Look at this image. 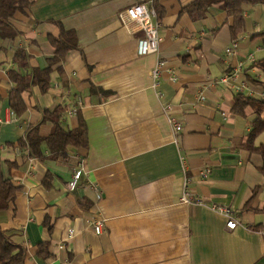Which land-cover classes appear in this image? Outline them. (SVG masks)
Listing matches in <instances>:
<instances>
[{
	"label": "crops",
	"instance_id": "1",
	"mask_svg": "<svg viewBox=\"0 0 264 264\" xmlns=\"http://www.w3.org/2000/svg\"><path fill=\"white\" fill-rule=\"evenodd\" d=\"M28 1L11 20L17 36L0 37L1 171L18 188L0 212V229L25 249L24 264H264L263 161L245 149L255 114L231 112L237 94L264 99V75L248 59L264 58V36L254 38L264 33V6H243L244 31L227 54L235 43L232 17L220 6L194 19L184 8L196 0H157L164 10L159 51L140 56L143 32L124 12L152 1ZM57 24L76 34L78 47L65 55L61 74L52 69L46 92L34 85L23 92L26 111L13 117L8 72L46 68L54 54L48 36H58ZM18 50L29 57L25 70L14 61ZM158 60L164 62L160 96L151 80ZM225 76L232 79L221 81ZM56 109L66 131L85 123L87 147H68L52 159L43 146L42 160L29 157L18 141L37 125L47 137L52 124L43 115ZM263 141L264 134L255 145ZM79 162L83 176L67 192ZM186 179L194 198L232 209L234 230L207 208L181 202ZM92 218L103 223L100 235ZM43 243L49 256L39 258Z\"/></svg>",
	"mask_w": 264,
	"mask_h": 264
},
{
	"label": "trees",
	"instance_id": "2",
	"mask_svg": "<svg viewBox=\"0 0 264 264\" xmlns=\"http://www.w3.org/2000/svg\"><path fill=\"white\" fill-rule=\"evenodd\" d=\"M152 1L151 7L156 12L157 19L162 20L164 10L158 4L157 0ZM30 5L28 0H0V37L11 39L17 36V32L11 25V20L18 12H23ZM214 5L220 6L229 16L232 17V24L229 27L230 38L236 42L239 35L244 31L243 6L261 5L264 6V0H196L184 8V11L194 19L202 18L206 11ZM59 33L57 37L48 36V42L54 50L53 57L48 61V66L44 69H33L29 74L18 70H10L8 78L14 85L8 96L9 109L20 118L26 111L22 94L29 86H37L41 92H46L50 86V75L52 69L61 74V62L65 55L78 47L76 34L73 31L65 30L60 24H57ZM264 33L255 35L254 38L263 37ZM28 55L23 50H18L14 54V61L25 70L28 68ZM258 69L264 75V58L256 60L251 65ZM263 85V84H262ZM251 108L254 111L255 119L252 122L251 131L245 142V149L250 153L261 156L263 165L260 172L264 174V141L255 145L256 139L264 134V99H255L243 94H237L233 98L231 112L235 115L243 116L244 110ZM61 110L56 109L53 113L44 112L43 123L50 122L52 129L49 135L42 138L39 135V125L31 126L26 131L25 137L20 139L17 145L24 149L28 156L38 160L43 159V146L47 149L52 159L64 157L68 147L86 148L88 145L87 128L80 119L77 128L74 130H64L59 117ZM18 188L7 178L3 177L0 160V212L5 211L14 202ZM48 245L46 243L38 246V257H48ZM25 249L15 244L9 236L0 229V264H24Z\"/></svg>",
	"mask_w": 264,
	"mask_h": 264
},
{
	"label": "built area",
	"instance_id": "3",
	"mask_svg": "<svg viewBox=\"0 0 264 264\" xmlns=\"http://www.w3.org/2000/svg\"><path fill=\"white\" fill-rule=\"evenodd\" d=\"M126 18L135 23L139 29L143 32V39L138 42V54L140 56H147L157 54L159 51V28L160 21L157 19L156 12L153 10L151 5H146L144 3H138L133 6L128 7L124 12ZM236 48V42L233 43L232 48L226 50L227 54H231L232 50ZM248 59L251 62L253 61V56L249 55ZM164 66V62L158 60L155 63V66L151 70V80H152V88L157 92V96H160L159 87H160V78L162 74V67ZM236 72L242 71V65H238L235 68ZM232 77L225 76L221 79V81H229ZM216 81H211L210 85L213 86L216 84ZM206 86H202L199 89L197 94V101H204V92L206 91ZM244 90V86L238 88V92L242 93ZM80 106V102L78 103ZM76 113V109L72 110L69 114L74 115ZM11 115L15 117V114L11 112ZM169 124L172 126L175 132H179L181 130L180 124L173 118H169ZM210 173L209 169L204 170L200 173L202 179H206ZM83 176V165L81 162L77 163L76 167L72 170L71 177L66 184V191L73 192L77 189L81 178ZM188 180L186 179L183 182V194L181 197V202L184 204L196 205L199 207L207 208L211 212L222 216L226 220V227L230 230H234L237 226V222L233 217L232 209L228 206L217 205V204H208L201 201L198 198H194L189 190H188ZM90 189L94 193L97 200L101 199V194L95 185H91ZM89 225L92 227L94 233L96 235H100L103 231V223L101 220L97 218H92L88 220ZM69 236H72V231L69 232Z\"/></svg>",
	"mask_w": 264,
	"mask_h": 264
}]
</instances>
